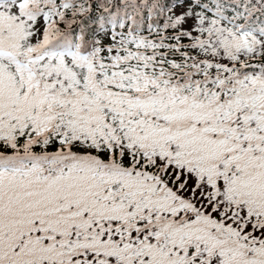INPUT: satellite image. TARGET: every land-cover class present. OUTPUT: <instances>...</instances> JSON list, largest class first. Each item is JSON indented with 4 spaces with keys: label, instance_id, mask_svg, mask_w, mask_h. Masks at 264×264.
I'll return each instance as SVG.
<instances>
[{
    "label": "snow or ice",
    "instance_id": "1",
    "mask_svg": "<svg viewBox=\"0 0 264 264\" xmlns=\"http://www.w3.org/2000/svg\"><path fill=\"white\" fill-rule=\"evenodd\" d=\"M0 264H264V0H0Z\"/></svg>",
    "mask_w": 264,
    "mask_h": 264
}]
</instances>
